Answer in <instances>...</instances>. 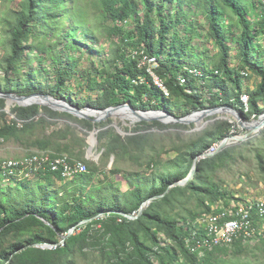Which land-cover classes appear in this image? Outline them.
I'll return each instance as SVG.
<instances>
[{
    "label": "trees",
    "instance_id": "16d2710c",
    "mask_svg": "<svg viewBox=\"0 0 264 264\" xmlns=\"http://www.w3.org/2000/svg\"><path fill=\"white\" fill-rule=\"evenodd\" d=\"M262 3V0H20L19 10H7L9 14L0 15V24L9 36L6 53L0 59V72L4 71L0 74V91L18 96L69 98L67 85L81 60L72 52L85 46L90 54L102 55L103 65L98 73L89 71L86 78L87 88L98 91L97 97L69 101L79 108L105 110L130 104L136 110L167 111L184 117L201 109L232 106L248 120L253 115L258 118L264 114V50L257 44L258 39L264 38V15L257 13ZM187 10L200 14L208 24V36L218 49L212 57H204L194 45L200 36L195 25L189 23ZM130 21L133 26L126 30L124 27ZM80 35L91 44L99 42V36L119 41L112 45L111 56L106 58L101 47L96 50L81 43ZM4 40L0 42L2 45ZM231 41L240 56L238 68L230 60ZM99 44L103 45V41ZM60 46L63 51L58 49ZM39 56L44 61L51 60L50 65L56 71L52 82L41 80L46 69L35 65ZM149 59H155V63H149ZM250 71L260 79L254 89L248 85ZM244 94L248 96V106L242 100ZM179 99L185 104L177 105ZM4 102L1 101L2 105ZM41 108L50 118L66 119L89 131L94 129L90 121L33 105L13 109L16 120L12 124L5 120L7 114L2 113L0 139L14 138L19 130L26 131L36 122L45 123ZM20 121L24 126L21 129ZM72 127L67 124L66 129L39 142L40 149L53 147L55 154H47L55 157L66 152L81 160V155L74 156L72 148L81 146L84 139ZM231 127L224 123L213 132L181 142L175 148L176 157L160 163L155 174L136 173L127 177L126 190L122 183L106 175L96 180L97 168L90 165L89 172L69 179L50 172L33 179L14 176L8 179L0 173V264H58L65 255L77 249L84 253L87 248L98 250L108 264H218L216 257L229 250L242 255L246 246L243 236L235 239L232 247L214 244L207 229L198 223L215 213L234 218L235 204L246 202L229 198L218 184L211 182L215 172L228 166L232 158L230 150L201 160L193 180L166 194L170 186L190 175L198 156L230 135ZM102 129L99 139L107 138L108 156L130 154L133 150L145 152L154 145L153 139L143 134L147 128H136L134 132L141 133L124 139ZM261 167L264 171V162ZM59 182L63 184L54 188ZM188 194L204 197L199 200L208 211L206 215L186 218L169 214L167 207ZM161 195L165 196L152 201L138 219L128 217L138 215L143 203ZM207 200L218 204L211 210ZM249 212L253 227H260L264 212L261 214L258 207ZM88 220L91 221L80 225L62 243L73 227ZM37 244L58 246L41 249Z\"/></svg>",
    "mask_w": 264,
    "mask_h": 264
},
{
    "label": "rangeland",
    "instance_id": "374dc122",
    "mask_svg": "<svg viewBox=\"0 0 264 264\" xmlns=\"http://www.w3.org/2000/svg\"><path fill=\"white\" fill-rule=\"evenodd\" d=\"M262 2V4L258 5L257 9V13L261 16L264 15V0H262ZM19 4L20 0H0V15L4 12L9 14V11L11 10H19ZM187 11L190 15L189 23H193L195 25L200 36L194 41V45H196V48L198 52L201 53V55L209 58L212 57L218 52V49L215 46L214 41L208 36V24L200 14L194 11ZM132 26L133 22L130 21L124 28L126 30H130ZM182 29L183 28H181V30ZM3 38L5 40L3 45L0 43V59L5 55L9 41V36L7 37L2 25L0 24V42H2ZM79 38L81 43L88 42L84 40L81 35ZM100 41H103V45L99 44ZM118 41L119 38L107 39L99 36V42L94 44L89 42L87 44L92 45L96 50L100 49L101 47L104 50L103 56L109 58L112 53V45ZM257 44H259V46H261L264 50V38L258 39ZM230 45L232 47L230 59L231 63L235 68H238L241 65V60L237 47L233 41L230 42ZM58 49L61 51L63 46H60ZM86 50L87 47L82 46V48H77L74 53L72 52L74 57L80 58L81 60L75 69L73 79L67 85V94L69 95V98L55 99L61 101H84L85 99H95L99 94L98 91H90L87 88L86 78L89 75V71H94V74L98 73V69H100V67L103 65L101 59L102 55L97 53L90 54ZM40 57L41 56H39V58H37L35 61V65L37 67H43L46 69L42 71V79H40L47 81L48 83L49 81L52 82L53 78H56V71L50 65L51 60L44 61V59H41ZM143 62H146L144 58ZM208 63H210V61H208ZM153 67L155 66L150 65V68ZM0 74L3 75L4 71H1ZM249 80H253L254 82L260 81V79L252 71H250ZM1 101H5L3 105ZM8 101V99L0 96V119L3 118L1 117L2 113H6L7 117L5 120L9 124H12V121L16 120V115L13 113V109L19 106L15 103L11 106H8ZM182 101L183 100L179 99L175 103L177 105H184L185 103ZM40 111L41 115L47 119L45 123L36 122L26 131L19 130L17 136L14 138L9 140L0 139L1 161L7 159L18 160L19 158H25L32 154H55L53 147L43 150L40 149L38 143L44 141L47 137H51L58 131L66 129L67 124H72V128L76 130L77 135L84 139V145L82 144L81 146H74L72 148V153L74 156L81 155V160H76L73 157L71 158V155L66 152H63L60 155L69 157V159L71 158L74 161L82 162L86 169H88V172L89 168L87 167H89V165L97 168L96 180L99 178L103 179V177L106 175L110 178H113L116 183H122V187L125 190L127 187V177L132 178L136 173H140L142 175L155 174L157 169L160 167V163L166 162L168 159L176 157L177 152L175 148L179 146L181 142L194 140L205 133L215 131L221 124L229 123L232 125V127L228 137L234 138L232 143L225 149L219 150L220 144L225 140L224 139L220 143H215L212 148H210V152H213L211 157H214L225 150H230L232 158L229 159L227 167L219 169L212 177H209H211V182L218 184L220 186V191L226 193L229 198L234 200L243 199L246 201L244 203H236L235 205H239L240 207L244 208L246 204L253 203L255 207L258 206L261 214L264 212V207L259 205L260 203H264V171L261 167V162H264V129L253 132V128H248L250 127L249 124L253 123V121L259 118H256L255 115H253L251 119L248 120L246 118L242 119V117H240L241 115L235 116L232 113L221 111L207 117L204 115H199L190 124H162L160 122L143 121L134 123L129 119L123 120L121 117H111L106 122L100 123L98 128L109 129L111 136L120 135L123 139L127 136L141 133L134 132L136 128H147L148 130L143 134L149 135L154 141V145L152 147H148L147 151L145 152L137 153L133 150L130 154L120 153L119 156L115 157L107 155L105 149V141L107 138H105V140H100V133L95 135L97 143L93 144V148L91 150V138H93V130L89 131L83 128V126L80 124L72 123L66 119L50 118L42 108ZM247 111L248 110H246V112ZM55 112L61 114H70L65 111ZM240 121L248 122L249 124L247 127H244ZM104 123L106 125H104ZM153 123H160L165 127L162 128L160 126L154 125ZM2 125H4V121L0 120V127ZM18 127L20 129L24 127L21 121L18 123ZM61 143L68 144L69 142ZM90 150L91 153H89ZM259 155L261 157H259ZM150 160H152L151 164H149ZM113 171H115L116 174H112ZM62 184L63 183L59 182L53 187L56 188ZM202 197L203 196L197 197L193 194L181 196L176 200V202H174L173 205L167 207L169 214L174 217L182 215L186 218H192V215H199L203 213V217L208 211H206V208L202 207L200 204L199 199ZM207 201L209 206H211V210L218 204L217 202L212 203L209 200ZM222 201L224 200H219L218 202L222 203ZM222 208H224L223 204ZM213 216H220V214H212L203 219H199L201 218L199 217V225L203 229H205V227L207 229L209 219H211ZM254 231L255 232L251 237L247 236L246 238L242 239L243 243L246 244L245 252L242 255L235 253L234 249L229 250L226 254H221L216 257L218 264H264V218L261 221L260 227L258 226L254 228ZM257 233L259 235H257ZM226 245L227 244L222 246ZM229 245L226 247H232L234 244ZM101 255L102 254L98 250L93 248L85 249L84 253L80 249H77L75 253L65 255L58 264H108V262Z\"/></svg>",
    "mask_w": 264,
    "mask_h": 264
},
{
    "label": "water",
    "instance_id": "95a60500",
    "mask_svg": "<svg viewBox=\"0 0 264 264\" xmlns=\"http://www.w3.org/2000/svg\"><path fill=\"white\" fill-rule=\"evenodd\" d=\"M0 96L8 99V106H11L12 104H17L19 107H29L33 105H39V106H46L50 109H53L55 111H65L73 116H75L78 119L81 120H87L90 121L94 124V129L92 131V137L90 140L92 142L91 144V150L93 148V144L97 143V140L95 138V135L100 133L103 129L98 128V125L100 123L106 122L109 118L113 117H121L123 120L129 119L132 122H138V121H143V122H160L162 124H190L192 123L199 115H204V116H209L213 115L215 113L225 111L228 113H232L235 116L241 115L240 112L235 109L232 106H221L217 108H209L205 110H197L194 111L184 117H178L175 116L167 111H142V110H136L134 109L130 104H124L121 106H116V107H109L105 110H98V109H93L90 107H84V108H79L78 106L72 104L69 101H61L58 99H55V97L51 95H31V96H18L17 94L13 93H4L0 91ZM242 119L244 118L242 115L240 116ZM241 124L244 127L248 126V122L240 121ZM250 127L248 128H253V132L255 131H260L264 129V114L261 115L257 120L253 121V123L249 124ZM233 137H227L221 144L219 150H223L226 147H228L231 143ZM91 150L89 153H91ZM213 155V152H210V150L206 151L203 155L198 156L194 163H193V169L190 173V175L185 179L180 182L175 183L174 185L170 186L166 192L169 193L171 189L177 186H185L187 183H189L191 180H193L198 164L201 160L206 159L208 157H211ZM165 195H161L158 197L151 198L147 200L145 203H143L139 214L136 216H128L130 219L135 220L138 219L144 211L147 209L148 205L151 204L153 200L163 198ZM97 218V217H96ZM88 221H83L79 225L73 227L69 233L63 237L62 243L72 236L76 229L80 226L83 225ZM36 247H41L43 249H52L54 247H57V244H37L35 245Z\"/></svg>",
    "mask_w": 264,
    "mask_h": 264
},
{
    "label": "bare ground",
    "instance_id": "6f19581e",
    "mask_svg": "<svg viewBox=\"0 0 264 264\" xmlns=\"http://www.w3.org/2000/svg\"><path fill=\"white\" fill-rule=\"evenodd\" d=\"M149 63H155V59H149ZM184 82L185 81L183 80L182 83ZM165 94L168 96V92L166 90H165ZM242 100L245 106H248V96L247 95H244V97L242 96ZM54 161L75 165V167H72L69 172L61 176L63 179H69L75 174L76 175L82 174L84 172V168H86L82 162L72 161L71 159H69V157H66V156L53 157L49 154H32L25 158H21V159L19 158L18 160L17 159H7V160L1 161L0 162V173H2L8 179H10V177L12 176L18 177L20 179L22 178L33 179V177H35L36 175L46 174L48 172L55 173V169H46L44 172H37V171H33L32 166H35V164L39 162H54ZM8 165H15L16 167L4 169V166H8ZM259 205L264 207V203H260ZM254 207L255 205L253 203L247 204L246 206H244V208L240 207L239 205H235V211H234L235 217L234 218L232 217L227 218L225 213H222V214L219 213L220 216H213L211 217V219H209V224H208L207 230L205 231H208V234L211 237L210 235L211 227H225L227 225H237V226L243 227L242 234H240L239 236H232L231 238L227 240L212 239L214 244H219V245H225V244L233 245L235 239H237L238 237H241V236H243L242 238H246L247 236L251 237L256 230L254 231V227L250 221L249 209L251 210ZM215 215L217 214L215 213ZM221 221H224V222L221 224L220 223Z\"/></svg>",
    "mask_w": 264,
    "mask_h": 264
},
{
    "label": "built area",
    "instance_id": "2783aa9c",
    "mask_svg": "<svg viewBox=\"0 0 264 264\" xmlns=\"http://www.w3.org/2000/svg\"><path fill=\"white\" fill-rule=\"evenodd\" d=\"M12 167H16V166L8 165V166H4V169H9ZM72 167H75V165L54 161V162L36 163L35 166H32V169L33 171H37V172H44L46 169H55V173L62 176L65 175L67 172H69ZM87 171L88 169L84 168V172ZM242 229L243 227L237 225H227L225 227H211L210 228L211 239L227 240L232 236H239L240 234H242Z\"/></svg>",
    "mask_w": 264,
    "mask_h": 264
},
{
    "label": "crops",
    "instance_id": "0c3cea01",
    "mask_svg": "<svg viewBox=\"0 0 264 264\" xmlns=\"http://www.w3.org/2000/svg\"><path fill=\"white\" fill-rule=\"evenodd\" d=\"M259 83V81H249V83H248V85L252 88V89H254L255 87H256V85Z\"/></svg>",
    "mask_w": 264,
    "mask_h": 264
}]
</instances>
